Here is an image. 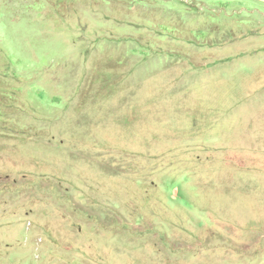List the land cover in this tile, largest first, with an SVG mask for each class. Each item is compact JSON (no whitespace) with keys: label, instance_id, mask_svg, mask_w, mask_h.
<instances>
[{"label":"rangeland","instance_id":"obj_1","mask_svg":"<svg viewBox=\"0 0 264 264\" xmlns=\"http://www.w3.org/2000/svg\"><path fill=\"white\" fill-rule=\"evenodd\" d=\"M0 264H264V0H0Z\"/></svg>","mask_w":264,"mask_h":264}]
</instances>
